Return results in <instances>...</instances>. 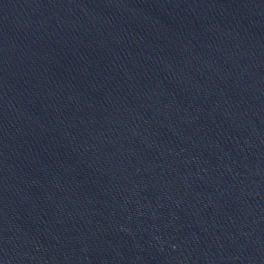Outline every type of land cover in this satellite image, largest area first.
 I'll list each match as a JSON object with an SVG mask.
<instances>
[{"label": "water", "instance_id": "95a60500", "mask_svg": "<svg viewBox=\"0 0 264 264\" xmlns=\"http://www.w3.org/2000/svg\"><path fill=\"white\" fill-rule=\"evenodd\" d=\"M0 264H264V0H0Z\"/></svg>", "mask_w": 264, "mask_h": 264}]
</instances>
